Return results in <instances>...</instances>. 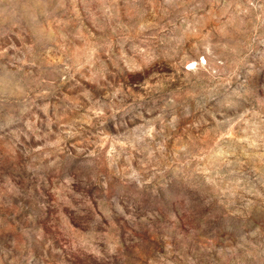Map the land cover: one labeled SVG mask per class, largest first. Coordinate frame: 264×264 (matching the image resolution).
Returning <instances> with one entry per match:
<instances>
[{"label":"clouds","instance_id":"clouds-1","mask_svg":"<svg viewBox=\"0 0 264 264\" xmlns=\"http://www.w3.org/2000/svg\"><path fill=\"white\" fill-rule=\"evenodd\" d=\"M0 264H264V0H0Z\"/></svg>","mask_w":264,"mask_h":264}]
</instances>
